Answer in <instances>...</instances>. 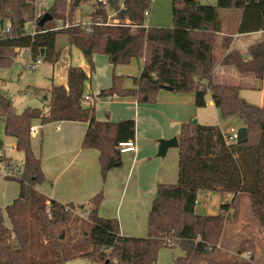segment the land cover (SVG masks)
Segmentation results:
<instances>
[{
	"label": "trees",
	"instance_id": "1",
	"mask_svg": "<svg viewBox=\"0 0 264 264\" xmlns=\"http://www.w3.org/2000/svg\"><path fill=\"white\" fill-rule=\"evenodd\" d=\"M76 1L55 0L45 15L37 17L36 0H0V20L9 21L12 27L10 34L3 35L0 26V70L10 67L18 50L27 47L34 57L42 55L44 61L55 64L60 55L56 49L57 35L65 33L70 44L86 56L91 70L94 69L93 55L97 52L106 54L113 66L128 63L133 57L142 59L141 73L135 77L134 87L124 88L122 76L114 74L112 85L101 90L98 96H134L140 103H153L161 88L171 87L177 92L194 93L195 105L204 107L211 91L221 117H241L248 126L249 139L242 143L227 142L218 124L192 120L183 123L178 145V181L159 184L148 216L147 236H125L116 218L100 216L98 208L103 199L100 192L90 199L92 249L68 251L67 243L53 230L67 225L73 217L79 219L74 214L76 205L55 199L47 202L48 198L36 189L46 177L42 159L32 149V121L88 122L82 145L99 150L104 178L121 163L119 143L135 139L136 122L134 119L98 120L94 103L84 104L90 77L78 66L68 68V87L55 85L50 90L48 113L30 107L17 113L9 97L0 90V120L5 123L6 135L14 137L17 148L24 153L22 174L15 178L20 183V193L6 206V216L0 213V264H65L77 256L104 264H155L162 248L175 246L185 253L177 257V264H253L238 256L223 258L217 245L224 232L226 213L238 203L241 192L249 195L253 213L264 226V106L247 102L237 87L214 81V50L221 28L220 10H242L240 33L264 31V0H217L216 5L199 0H174L172 27L145 24L144 13L150 9V0H107V4L98 0H79L78 4ZM82 2L90 3L91 13L102 21L113 12L121 24L95 25L91 32L82 26L55 29L56 19L74 22ZM29 22L33 24L31 32L27 30ZM251 56L246 60L232 51L223 63L234 64L241 73L251 72L264 80V44L253 47ZM200 190L229 194L232 200L222 202L217 214L201 215L195 210ZM33 215L40 222L44 237L41 242L33 237ZM5 217L10 225L6 224ZM251 243L242 241L239 253L251 249ZM82 245L74 243L72 248ZM39 249L44 254L49 252L52 258H34Z\"/></svg>",
	"mask_w": 264,
	"mask_h": 264
},
{
	"label": "crops",
	"instance_id": "2",
	"mask_svg": "<svg viewBox=\"0 0 264 264\" xmlns=\"http://www.w3.org/2000/svg\"><path fill=\"white\" fill-rule=\"evenodd\" d=\"M242 16L243 12L239 9L220 10L221 28L217 34L214 50V81L222 86L237 87L243 99L261 107L264 106V80L258 79L251 72L241 73L234 64L223 63L226 55L232 51L250 60L252 58L251 49L264 44L263 30L249 33L239 32ZM150 17L151 9L147 20ZM149 22L153 23L149 26H159L156 25L159 21L155 18H151ZM112 67L115 66L112 65ZM85 71L90 77V88L93 89L92 70ZM110 81L109 79L103 83L98 82L94 91L88 93L94 94L96 98L93 104L95 116L98 120L112 122L134 119L136 122L134 140L137 148L123 152L121 163L109 170L104 178L101 173L99 150L82 145L88 122L57 121L55 122L57 131L54 130L56 139L51 144L53 149L51 161L45 163L42 160L46 181L38 184L36 189L48 198L47 202L55 199L64 204H79L80 206L76 208L82 213L90 210L91 206L86 209L90 199L102 192L103 199L98 208L99 215L105 218H116L119 221L121 234L125 236L145 237L148 232H142L145 227H138L136 224L138 219L146 217L143 220L147 219L148 227L149 212L157 196L159 184L175 183V179L178 181L179 177V148L176 165V161L170 162L167 158L172 147L164 156L158 155L159 138L169 139L177 136L179 140L182 124L191 121L196 115L200 121L205 122L202 124H210L206 123L208 121L204 119V112L198 115L197 108L214 107L218 114L220 110L213 101L211 91L207 95V105L204 107L195 105L194 93H176L169 88L161 89L157 100L153 103H140L134 96H98L101 90L112 85ZM59 85L68 87L67 77L66 82ZM251 91L260 93V99L256 103L250 98ZM232 119L238 121L239 127L248 128L241 117L234 116L224 120L231 121ZM44 124L42 122V125ZM217 124L223 131L224 126L219 122ZM223 133L228 134L229 132L223 131ZM2 144L3 141L0 143V148ZM41 155L44 156L43 151ZM86 216V213L83 214V218ZM184 254L182 251L181 255Z\"/></svg>",
	"mask_w": 264,
	"mask_h": 264
},
{
	"label": "rangeland",
	"instance_id": "3",
	"mask_svg": "<svg viewBox=\"0 0 264 264\" xmlns=\"http://www.w3.org/2000/svg\"><path fill=\"white\" fill-rule=\"evenodd\" d=\"M152 1V2H151ZM173 1L174 0H150L152 6L151 9V18H155L159 21L158 24L160 27H172L173 25ZM201 3L214 5L217 4V0H199ZM214 1V2H208ZM43 3V0H37L36 7L40 6ZM50 6H53L55 0H49ZM77 15L84 12H90L91 4L82 2L78 8ZM150 19H145L146 25H149L151 22ZM57 22V19L55 20ZM153 24V23H151ZM28 32L33 30V24L29 22L27 24ZM56 49L60 52L58 61L53 64L50 61H44L40 67L35 70H30L24 68L20 62L23 59V52L18 50V56L15 62L10 67H2L0 70V90L1 92L9 97L12 104V109L17 113H22L27 108H41L45 113L49 112V103L51 101V92L53 86L59 85L60 83L66 82L68 68L72 66H78L85 70L91 71V66L83 54V52L77 48L75 45H71L68 39L67 34L59 33L56 39ZM94 69L92 70L93 79L91 84L93 89L90 88V80L86 82V91L85 93H91L96 88L98 82L103 83L106 80H111L114 74L122 76V86L124 88H132L135 86V77L140 73L142 59L136 57L131 58L128 63L118 64L114 68L109 62V58L104 53H95L93 55ZM96 75V77H95ZM163 89V88H161ZM160 89V90H161ZM159 90V91H160ZM176 93H190L192 92H177ZM250 98L254 103L260 99V93L257 91L250 92ZM47 96V98H45ZM92 98L95 100V95L92 94ZM198 115L201 112L205 113L206 123L217 124L218 122L224 126V132H230L231 127H236L239 129L238 121L235 119L224 120L221 117V114L217 113L214 107H204L197 108ZM196 119L199 123H205L198 119L197 115L192 118V121ZM60 124V123H59ZM57 123L48 122L42 125V122L39 119H34L32 121V126L36 128L35 132H31V144L34 153L42 158L46 162H50V158L53 153L51 144L55 142L57 131ZM63 124L61 123V126ZM239 127V128H238ZM160 139V138H159ZM0 141H3L2 148L0 149V158L6 155L10 158L14 165L21 166V162L24 161V153L22 150L17 148L16 139L10 135H6L5 132V123L0 120ZM12 146L16 147V150L12 151L10 148ZM168 159L170 162L177 161V150L178 147H172L170 149ZM43 151L44 156L42 157L41 153ZM166 158V157H165ZM51 164V163H50ZM4 163L0 160V170L4 168ZM175 183L177 180L175 179ZM20 193V183L15 178L3 177L0 174V209L2 213L6 216V206L11 204L15 198L18 197ZM232 196L227 194L224 195L219 191H209L201 190L197 196V204L195 207L196 213L201 215H212L217 214L220 211V205L222 202L231 201ZM202 203H206L203 206ZM80 205L76 204L78 208ZM91 206V203L88 202L86 209ZM76 208L74 214L79 218L73 217L72 220L63 226H57L53 231L56 236H59L61 239L67 243V250H83L88 251L92 249V246L89 243L90 237V221L89 216L85 218L77 215L76 212L79 210ZM235 209V211H233ZM87 210L82 213L79 211L78 214H85ZM81 212V213H80ZM142 214V213H141ZM148 216V215H147ZM146 217H141L136 223L138 227H145L142 232L147 233V219ZM33 237L37 242L43 241V233L40 227V222L33 215ZM6 224L10 225V220L5 217ZM135 224V226H136ZM34 239V240H35ZM249 240L252 242L253 246L247 251L252 252V257L246 259L242 257V254L239 253L238 249L242 241ZM81 243L83 244L80 248L73 249L72 244ZM220 248L218 252L223 258H231L238 256L240 258L250 260L253 264H264V226L256 218L253 213L250 197L246 192H241L238 203L234 208L231 209V215L229 218H226L225 228L221 240L219 242ZM250 245V244H249ZM39 248V247H38ZM181 249L179 247H164L159 253L158 260L155 264H177V257L181 256ZM49 253V252H48ZM44 254L40 249L35 252L34 258L49 260L52 258L51 255ZM44 254V255H43ZM65 264H104V262L99 263L98 261H92L90 258L85 256H77L71 258L65 262Z\"/></svg>",
	"mask_w": 264,
	"mask_h": 264
},
{
	"label": "built area",
	"instance_id": "4",
	"mask_svg": "<svg viewBox=\"0 0 264 264\" xmlns=\"http://www.w3.org/2000/svg\"><path fill=\"white\" fill-rule=\"evenodd\" d=\"M98 1H100L104 4H107V0H98ZM36 5H37V0H36ZM50 7L51 6L49 3V0H43V3L39 7L37 6V17H42L43 15H45L48 12V10L50 9ZM149 14H150V9H146L145 13H144L145 19H147L149 17ZM102 24L120 25L121 23H120L119 19L114 18L113 12H109L106 21H102L98 17H95L91 13V10H90V12H84V13L80 14L74 22L65 21L64 19L57 20V24H56L55 29L68 28L71 26H82L87 32H91L93 29V26L102 25ZM124 25L128 26L131 24L125 23ZM1 29H2L1 34H3V35L10 34L11 30H12L11 23L9 21L4 22ZM21 51L23 52V59L21 60L20 64L26 69L35 70L38 67H40L41 64L44 62V58L42 55L37 56V57L33 56V53H32V50L30 47L23 48ZM84 102H88V103L93 104L94 99L92 98V95H90L88 93L85 94ZM35 131H36V128L31 126L30 132H35ZM225 138H226L227 142L237 141L238 130L235 128H232L228 134H225ZM136 148H137V146H136V142L134 139H129V140L122 141L119 143V149H120L121 153L133 151ZM10 149L12 151H14V150H16V147L12 146ZM0 160L5 164L4 168L0 170V174L3 177L18 178L22 174V170L24 167V161L21 162V166L19 167L18 165H14L12 160L10 158H8L6 155L1 157ZM203 205L205 206L206 204L204 203ZM1 212L2 211L0 210V213ZM77 213H79V211ZM86 214H87V216H89V211H87ZM79 215H80V217H83V214L82 215L79 214ZM230 215H231V210H229L226 213V218H229ZM169 243L174 244L173 241H169ZM217 248H220V245H217ZM242 257L246 258V259H250L252 257V252L247 251L245 254L244 253L242 254Z\"/></svg>",
	"mask_w": 264,
	"mask_h": 264
},
{
	"label": "water",
	"instance_id": "5",
	"mask_svg": "<svg viewBox=\"0 0 264 264\" xmlns=\"http://www.w3.org/2000/svg\"><path fill=\"white\" fill-rule=\"evenodd\" d=\"M78 3H79V0L76 1V4H78ZM3 24H4V20L1 19L0 20V26H3ZM169 89L173 90L171 87ZM45 98H47V96ZM193 122L196 123L197 120L194 119ZM248 139H249L248 128L246 126L240 127L238 129L237 141L242 143V142H246ZM178 145H179V140H178L177 136H174V137L169 138V139H159L158 155L164 156L170 147H176Z\"/></svg>",
	"mask_w": 264,
	"mask_h": 264
}]
</instances>
